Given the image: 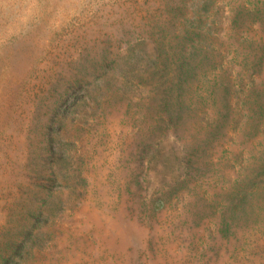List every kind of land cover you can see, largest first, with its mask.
<instances>
[{"label": "rangeland", "instance_id": "obj_1", "mask_svg": "<svg viewBox=\"0 0 264 264\" xmlns=\"http://www.w3.org/2000/svg\"><path fill=\"white\" fill-rule=\"evenodd\" d=\"M0 264H264V0H0Z\"/></svg>", "mask_w": 264, "mask_h": 264}]
</instances>
